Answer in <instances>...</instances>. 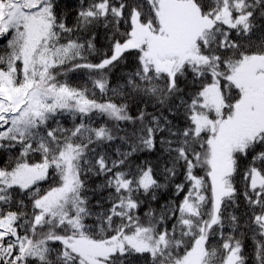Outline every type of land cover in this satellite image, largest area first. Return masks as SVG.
<instances>
[{
  "label": "snow or ice",
  "instance_id": "1",
  "mask_svg": "<svg viewBox=\"0 0 264 264\" xmlns=\"http://www.w3.org/2000/svg\"><path fill=\"white\" fill-rule=\"evenodd\" d=\"M249 261L264 0H0V264Z\"/></svg>",
  "mask_w": 264,
  "mask_h": 264
},
{
  "label": "trees",
  "instance_id": "2",
  "mask_svg": "<svg viewBox=\"0 0 264 264\" xmlns=\"http://www.w3.org/2000/svg\"><path fill=\"white\" fill-rule=\"evenodd\" d=\"M101 43H103V38L101 37ZM72 82H77L80 80V74L77 73V74H73L72 77ZM249 248H248V252L250 253L251 252V242L249 241ZM249 264H251V261H249Z\"/></svg>",
  "mask_w": 264,
  "mask_h": 264
}]
</instances>
